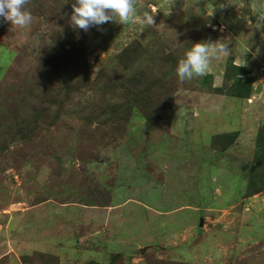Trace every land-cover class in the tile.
Wrapping results in <instances>:
<instances>
[{
  "label": "rangeland",
  "instance_id": "1",
  "mask_svg": "<svg viewBox=\"0 0 264 264\" xmlns=\"http://www.w3.org/2000/svg\"><path fill=\"white\" fill-rule=\"evenodd\" d=\"M72 2L0 23V96L72 85L26 140L0 136V264H264V0H135L87 32ZM220 39L230 56L181 82Z\"/></svg>",
  "mask_w": 264,
  "mask_h": 264
},
{
  "label": "clouds",
  "instance_id": "2",
  "mask_svg": "<svg viewBox=\"0 0 264 264\" xmlns=\"http://www.w3.org/2000/svg\"><path fill=\"white\" fill-rule=\"evenodd\" d=\"M29 0H0V23L10 22L20 28L32 22V14L27 10ZM135 0H73L70 15V26L73 30L87 32L109 22L118 21L126 24L135 21ZM256 21H248L252 28L264 27V10L257 12ZM118 18V19H117ZM144 20L154 24L153 15L144 13ZM229 41L220 39L200 40L192 46L180 59L176 66V74L181 82L203 77L209 72L212 62L219 61L231 54Z\"/></svg>",
  "mask_w": 264,
  "mask_h": 264
},
{
  "label": "trees",
  "instance_id": "3",
  "mask_svg": "<svg viewBox=\"0 0 264 264\" xmlns=\"http://www.w3.org/2000/svg\"><path fill=\"white\" fill-rule=\"evenodd\" d=\"M69 70L63 72L58 85L51 82L52 79L44 80L43 75L41 80L34 77L27 92H23L24 89L12 90L0 96V136L3 140L9 143L26 140L28 133L34 132L31 125L38 126L40 121L47 123L53 119L51 110L59 108L62 92H68L72 87L70 80L66 79Z\"/></svg>",
  "mask_w": 264,
  "mask_h": 264
},
{
  "label": "crops",
  "instance_id": "4",
  "mask_svg": "<svg viewBox=\"0 0 264 264\" xmlns=\"http://www.w3.org/2000/svg\"><path fill=\"white\" fill-rule=\"evenodd\" d=\"M253 96H254V94H253ZM243 99H246V98H243ZM236 103H238V102H236ZM246 103H244V102L243 103H238L240 105V107H241V111H239L237 114H240L242 111H244L248 107V105Z\"/></svg>",
  "mask_w": 264,
  "mask_h": 264
}]
</instances>
